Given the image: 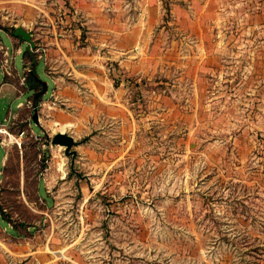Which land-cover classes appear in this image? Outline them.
Returning <instances> with one entry per match:
<instances>
[{"label":"rangeland","instance_id":"1","mask_svg":"<svg viewBox=\"0 0 264 264\" xmlns=\"http://www.w3.org/2000/svg\"><path fill=\"white\" fill-rule=\"evenodd\" d=\"M59 1L30 51L69 98L41 106L26 185L0 182V264H264V0H114L128 23L98 35Z\"/></svg>","mask_w":264,"mask_h":264},{"label":"crops","instance_id":"2","mask_svg":"<svg viewBox=\"0 0 264 264\" xmlns=\"http://www.w3.org/2000/svg\"><path fill=\"white\" fill-rule=\"evenodd\" d=\"M24 3L14 4L16 8H13L9 12L13 15H19L17 22H10V25L15 27L18 25L23 26L24 28L32 32L34 40L41 39V41L51 42L55 39L54 34L57 31L56 16L53 15L52 11H56L59 6H63L59 0H20ZM64 1V0H62ZM69 1L73 5L76 11V18L80 21L76 22L75 25L79 26L80 24L89 28V32L95 33L98 35L100 32H109L110 34L116 33V28L119 23L127 24L128 18L123 19L116 12L111 13L110 9H115L118 7L115 5L114 0H65ZM58 4V6L56 5ZM60 9V8H59ZM6 18H10L9 14L2 15V25H4ZM16 19V18H15ZM32 25L35 26L32 29ZM73 27V26H72ZM5 30L8 34V37L11 42V48L3 42L2 36L0 34V99L6 98V115L3 120L0 121H9V128L12 133V139L9 142H1L3 137L0 134V147H2L3 152L0 151V182L7 178L11 174L12 170H17L19 176V184L26 185L28 180L26 176L27 161L25 156L28 153L29 142L35 140L37 136H41L44 132V114L43 106L45 103H53L52 106H56L58 101L55 99L49 98L52 93H58L59 96L65 97L63 87H71L70 82H62V78L57 77L55 74H50V69L44 68V73L46 77H42L38 70L36 63L43 56L41 47H37L38 50V59L33 64V61L28 64L26 61L27 51L24 50L22 43L25 41L21 36H17L14 32H9L6 29H3L0 26V30ZM80 29V28H78ZM91 29V30H90ZM69 30V28L67 29ZM78 34L80 33L76 31ZM72 31V28L70 29ZM138 34V32H133ZM103 33H101L102 35ZM27 42V41H26ZM36 42H38L36 40ZM38 44H41L40 41ZM28 45V42H27ZM47 48V47H46ZM55 51H59V48H55ZM63 51V50H62ZM53 51H51L52 53ZM65 52V51H64ZM17 53H24L22 57L23 66L22 69H19L15 63L14 58ZM42 55V56H41ZM33 64V68L38 74L39 77L45 79L48 83L49 94L47 96L42 95L41 100L35 99V92L42 87V84L36 80L30 73V65ZM33 80H32V78ZM39 82L40 86L36 83ZM51 84V88L49 86ZM68 87V88H69ZM62 88V89H61ZM47 90V92H48ZM63 94H62V93ZM51 100V101H50ZM50 101V102H49ZM35 103L38 106V116L41 133H37L32 127L31 122L33 120L32 116L34 113ZM39 106L41 108H39ZM57 107V106H56ZM70 110H68V113ZM67 112H62L60 108L52 109L53 120L56 118L60 119L63 116V119L68 114ZM61 121V120H60ZM70 121V120H68ZM63 122V121H62ZM24 131V133H21ZM17 141L21 142L19 144ZM37 143V141H36ZM37 185L41 182V174H38ZM49 177V176H48ZM25 189V188H24ZM25 193V192H24ZM3 210V208L1 207Z\"/></svg>","mask_w":264,"mask_h":264},{"label":"water","instance_id":"3","mask_svg":"<svg viewBox=\"0 0 264 264\" xmlns=\"http://www.w3.org/2000/svg\"><path fill=\"white\" fill-rule=\"evenodd\" d=\"M14 34L17 36H21L25 41L28 42V49L31 50L32 48H34V46L36 45V42L32 36V32L26 28H24L21 25L16 26L15 30H14ZM36 58L33 59V61H35ZM33 64L30 65L29 68V73L36 79L38 80L41 84L42 87L37 90L35 92V99L41 97L44 93L47 92L48 90V83L45 79L41 78L38 76V74L36 73V71L33 69ZM34 113H33V120H35L37 123H39V116H38V106L35 103L34 105ZM47 138L49 139L50 136L47 135ZM51 142L53 144H61L65 146V152L67 154H72L73 156L76 155L77 151L76 149L72 148L74 144L77 143V140L75 139L74 135L66 132V131H58L56 132L52 137H51Z\"/></svg>","mask_w":264,"mask_h":264},{"label":"built area","instance_id":"4","mask_svg":"<svg viewBox=\"0 0 264 264\" xmlns=\"http://www.w3.org/2000/svg\"><path fill=\"white\" fill-rule=\"evenodd\" d=\"M21 133H24V131H22ZM0 134L3 135V137L1 138V142H9L12 139V133L10 131L9 128V121L5 120V121H0ZM19 144H21V142L17 141Z\"/></svg>","mask_w":264,"mask_h":264},{"label":"trees","instance_id":"5","mask_svg":"<svg viewBox=\"0 0 264 264\" xmlns=\"http://www.w3.org/2000/svg\"><path fill=\"white\" fill-rule=\"evenodd\" d=\"M14 30H15V28H13V31H12V32H14ZM27 55H28V56L31 55V56H33V58H35V57H34V54H33L31 51H27ZM33 69H34V68H33ZM31 78H32V77H31ZM32 80H33V78H32ZM36 84L40 86V83H39V82H37Z\"/></svg>","mask_w":264,"mask_h":264}]
</instances>
